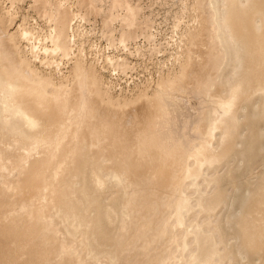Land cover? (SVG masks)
I'll list each match as a JSON object with an SVG mask.
<instances>
[{
  "label": "bare ground",
  "instance_id": "bare-ground-1",
  "mask_svg": "<svg viewBox=\"0 0 264 264\" xmlns=\"http://www.w3.org/2000/svg\"><path fill=\"white\" fill-rule=\"evenodd\" d=\"M3 2L0 264H264V0Z\"/></svg>",
  "mask_w": 264,
  "mask_h": 264
},
{
  "label": "rangeland",
  "instance_id": "rangeland-1",
  "mask_svg": "<svg viewBox=\"0 0 264 264\" xmlns=\"http://www.w3.org/2000/svg\"><path fill=\"white\" fill-rule=\"evenodd\" d=\"M4 4L7 3V0H4L3 2ZM167 8V7H166ZM163 10H166L165 8ZM158 13V12H157ZM159 16V14H158ZM19 21L21 20L20 18H18ZM158 23H157V30H158V40H160V43H163L165 40H169L170 39V35H169V29L171 30L170 28V22L168 23H162L161 21V16L158 17ZM172 20V19H171ZM36 20L32 19L31 20V23L32 25L35 24ZM162 24H161V23ZM172 22V21H171ZM84 25V26H83ZM89 26H87L86 24H82V28L81 30L85 32V34H87V46H89L88 48H90L89 50L92 52V56L93 55H102V54H105V53H109L111 52L112 50L111 49H108L107 48V45H105V43L101 40V38L99 37L98 34H96L95 32L93 31H90V28H88ZM87 32V33H86ZM167 36V37H166ZM89 42V43H88ZM101 46V47H100ZM103 47V48H102ZM97 52V53H96ZM159 57H162V54H158ZM140 70V71H139ZM141 72V73H140ZM135 74V75H134ZM137 74V75H136ZM144 74L142 73V70L141 69H138L136 70V72L134 71L133 74L129 75L128 77L126 78H122V77H118L116 78V82H115V88L120 90V89H123V87L127 86L129 82H131L132 80H137L138 77H142ZM136 76V77H135ZM121 78V79H120ZM129 82H128V80ZM120 83V84H119ZM127 85H126V84ZM117 86V87H116Z\"/></svg>",
  "mask_w": 264,
  "mask_h": 264
}]
</instances>
